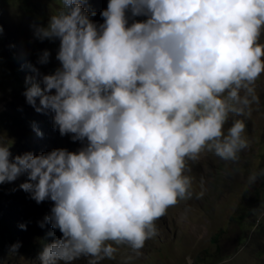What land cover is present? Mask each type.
I'll return each instance as SVG.
<instances>
[{"label":"clouds","instance_id":"clouds-1","mask_svg":"<svg viewBox=\"0 0 264 264\" xmlns=\"http://www.w3.org/2000/svg\"><path fill=\"white\" fill-rule=\"evenodd\" d=\"M92 16L81 0H60L47 24L33 27L37 40L59 39L60 66L43 74L29 65L35 75L25 77L23 93L82 147L12 156L0 143V183L25 174L19 188L38 204L53 202L39 226L61 235L39 264L82 256L97 264L117 251L109 242L139 255L157 234L155 221L193 196L186 159L207 149L237 160L248 146L245 122L233 119L226 132L224 125L258 102L264 0H107L103 22ZM49 56L43 50L36 63ZM262 175L250 173L248 184Z\"/></svg>","mask_w":264,"mask_h":264},{"label":"rangeland","instance_id":"rangeland-1","mask_svg":"<svg viewBox=\"0 0 264 264\" xmlns=\"http://www.w3.org/2000/svg\"><path fill=\"white\" fill-rule=\"evenodd\" d=\"M81 3L89 12L95 11L93 21L103 22L100 12L107 0ZM59 6L60 0H0V143L10 145L12 156L82 147L80 141L71 140V134H59L50 111H35L23 95L25 77L35 75L29 65L43 74L60 66L56 60L59 39L40 41L33 36V27L46 25ZM258 43L264 44V28ZM45 49L50 52L48 63L37 64ZM254 90L258 102L247 115L230 116L224 125L226 132L233 119L245 122L248 146L238 159L226 161L207 149L186 159L193 196L178 199L155 221L157 234L145 241L139 255L126 244L109 242L117 251L112 259L97 264H187L188 256L192 264H264V175L254 184L247 182L250 173L264 169V72L257 77ZM26 179L21 174L12 182L0 183V264H39L44 247L61 235L48 222L39 226L53 202L38 204L30 199L19 188ZM22 223L24 229L19 227ZM16 243L19 247L13 253L10 249ZM72 264H88V258L82 256Z\"/></svg>","mask_w":264,"mask_h":264}]
</instances>
